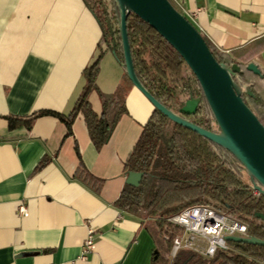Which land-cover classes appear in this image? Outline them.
<instances>
[{"label": "crops", "instance_id": "1", "mask_svg": "<svg viewBox=\"0 0 264 264\" xmlns=\"http://www.w3.org/2000/svg\"><path fill=\"white\" fill-rule=\"evenodd\" d=\"M171 1L217 50L250 45L264 74V0ZM101 36L83 0H0V264H151L157 251L147 222L115 205L127 184L125 160L153 111L134 86L99 148L80 114L71 135L52 115L29 128L8 127L9 116L67 115ZM103 50L95 84L108 94L124 70ZM106 59L110 66H103ZM88 100L101 111L96 90ZM88 228L94 249L81 257Z\"/></svg>", "mask_w": 264, "mask_h": 264}, {"label": "trees", "instance_id": "2", "mask_svg": "<svg viewBox=\"0 0 264 264\" xmlns=\"http://www.w3.org/2000/svg\"><path fill=\"white\" fill-rule=\"evenodd\" d=\"M83 1L98 20L102 36L99 53L83 71L86 83L72 110L67 115L40 110L23 118L9 116L8 127L21 124L29 128L37 117L52 115L64 122L66 135H71L72 122L80 114L90 140L99 148L107 141L119 117L126 112L125 100L133 84L122 65L124 77L116 88L108 94L98 90L95 79L103 49L111 50L114 41L116 57L123 62L118 31L119 9L115 0ZM126 26L134 70L145 89L175 113H179L190 97L199 98L194 113L180 115L203 128L217 131L198 81L174 48L133 13L128 15ZM204 39L219 63L238 65L239 71L232 78L240 86L244 102L264 126V74L261 71L260 76L247 69L249 63H255L250 45L226 53ZM246 87L253 96L246 93ZM91 90H96L100 96V112L90 106L88 94ZM124 171L142 172L143 177L136 187L126 184L115 205L142 222H150L147 225L157 250L152 255L151 264H264V246L234 241H228V249L218 250L212 257L187 249L180 250L173 260L168 256L176 228L168 219L191 205H209L245 223L248 236L264 239V221L255 216L264 213V195L255 193L253 180L227 149L153 109L125 160Z\"/></svg>", "mask_w": 264, "mask_h": 264}, {"label": "water", "instance_id": "3", "mask_svg": "<svg viewBox=\"0 0 264 264\" xmlns=\"http://www.w3.org/2000/svg\"><path fill=\"white\" fill-rule=\"evenodd\" d=\"M115 2L119 9L118 31L123 51V62L120 64L124 66L133 86L150 102L153 109L160 111L169 120L230 151L253 180L254 190L264 195V126L244 102L241 88L232 78V75L239 71L238 65L227 66L219 63L200 31L172 5L170 0H115ZM130 13L137 15L156 30L185 62L199 83L217 131L203 128L180 115L194 113L199 98L190 97L180 107L179 113H175L155 99L139 81L133 66L126 26ZM111 52L117 59L114 41ZM247 69L262 76L255 63H249ZM245 91L253 96L249 87H246ZM142 177V172L128 171L125 181L128 185L136 187ZM255 216L264 221V213H256ZM225 239L264 246V239L254 236L227 235Z\"/></svg>", "mask_w": 264, "mask_h": 264}, {"label": "built area", "instance_id": "4", "mask_svg": "<svg viewBox=\"0 0 264 264\" xmlns=\"http://www.w3.org/2000/svg\"><path fill=\"white\" fill-rule=\"evenodd\" d=\"M255 193L258 194L256 191ZM19 210L25 213L24 207H20ZM168 220L176 227L168 253L170 260H173L182 249L212 257L216 251L228 249V241L225 239L227 235L248 236L245 223L209 205L187 206ZM93 249V231L88 228L82 244L81 257H85Z\"/></svg>", "mask_w": 264, "mask_h": 264}, {"label": "rangeland", "instance_id": "5", "mask_svg": "<svg viewBox=\"0 0 264 264\" xmlns=\"http://www.w3.org/2000/svg\"><path fill=\"white\" fill-rule=\"evenodd\" d=\"M102 45H104L105 46V44L102 42ZM112 54V53H111ZM113 55V54H112ZM104 65L103 66H110L109 64H110V62L109 61H107V59L104 61V63H103ZM147 223H150L149 221L147 222Z\"/></svg>", "mask_w": 264, "mask_h": 264}]
</instances>
